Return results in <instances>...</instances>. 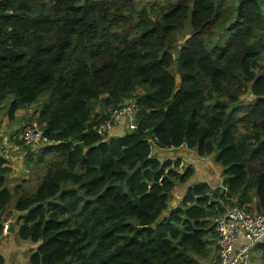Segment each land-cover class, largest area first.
<instances>
[{"label":"trees","instance_id":"16d2710c","mask_svg":"<svg viewBox=\"0 0 264 264\" xmlns=\"http://www.w3.org/2000/svg\"><path fill=\"white\" fill-rule=\"evenodd\" d=\"M2 110L51 141L11 137L32 168L13 187L0 153V226L16 213L29 264H218L217 218L264 214V2L2 0ZM184 145L214 157L220 186L160 160Z\"/></svg>","mask_w":264,"mask_h":264},{"label":"built area","instance_id":"2783aa9c","mask_svg":"<svg viewBox=\"0 0 264 264\" xmlns=\"http://www.w3.org/2000/svg\"><path fill=\"white\" fill-rule=\"evenodd\" d=\"M136 105L137 103L134 101L119 108L129 107L134 110ZM111 119L98 127V133L103 139H108L114 135L111 134L110 125L107 124ZM133 121L130 122V125ZM28 129L24 130L21 136L27 144L45 145L51 143L41 130L32 127H28ZM3 151L6 153V158L11 157L8 145ZM5 226L9 228L8 224ZM215 229L218 239V264H250L252 249L264 240V214L250 213L232 205L217 218Z\"/></svg>","mask_w":264,"mask_h":264},{"label":"crops","instance_id":"0c3cea01","mask_svg":"<svg viewBox=\"0 0 264 264\" xmlns=\"http://www.w3.org/2000/svg\"><path fill=\"white\" fill-rule=\"evenodd\" d=\"M25 113H26L25 110H18L14 114V117L11 118L9 116V114L7 113V110H2V111H0V124L3 123L4 121H6L5 115L7 118H11L12 122H13L12 124H14V122L16 120H19L20 116L25 115ZM5 129H7V131H6L7 134L3 133V131H4L3 128H0V138L1 137L4 139L6 138L5 139V141H6L5 145H8L10 147L11 157L9 159H11V163L14 160L13 159L14 156H17V157L22 159V164H23V167L25 168L24 154L20 151V147L11 140L12 136H13V138H20L21 137L20 133L23 129L13 130L14 131L13 133L8 126ZM1 148H2V144H1V140H0V150H1ZM180 148H182V147H180ZM179 149H177V150H179ZM185 151H187L188 154L194 155V156L201 158V159H205L203 157H199L197 155V153L191 149H187ZM163 153L161 154V157L164 155ZM180 153H181V155H183L182 151H180L178 154H180ZM207 158L213 159V161H214V157H207ZM11 163H10V165H11ZM214 163H215V161H214ZM217 166H218V170H220L219 172L221 174L220 179H218L217 181L214 182L211 180L213 177H209L208 175H206L204 173H202L200 175L199 170L196 169V177H197L196 180H201L203 182L211 184V186H213V187L220 186L223 183L222 167L219 165H217ZM14 171H15V169L13 168V172ZM14 175H12L10 177V187H13L17 183L16 181L13 180ZM178 190H181L180 198L177 199L175 201L176 204L173 205V200L176 199L175 194L178 192ZM185 192H186V185L180 186L176 189V191L174 193L173 200H172V204H171L172 207H176L182 201ZM15 216H17L16 213L14 214V217ZM14 217L11 220L7 221L8 224H11V222H14L16 224V221L13 220ZM0 219H1V215H0ZM17 231H18V229H17L16 225H15V232H11L10 227H9L8 232H5L4 226H3V228H2V226H0V256L4 257L5 264H29V255L33 251V249L36 247L31 242L22 241L20 238H18ZM250 264H264V240L252 249Z\"/></svg>","mask_w":264,"mask_h":264},{"label":"rangeland","instance_id":"374dc122","mask_svg":"<svg viewBox=\"0 0 264 264\" xmlns=\"http://www.w3.org/2000/svg\"><path fill=\"white\" fill-rule=\"evenodd\" d=\"M149 1H153V0H143L144 4L149 3ZM27 114L20 116L19 120H16L14 122V124H12V119L11 118H7L5 115V120L3 123L0 124V128H3V133L7 134L6 131L7 129H5L7 126L10 128V130L12 131V133L14 132L13 130H18V129H23L20 133V135L22 136L24 133V130H29L28 127L26 128H21V124L24 122V119L26 118ZM134 115H135V109L133 110L132 108H119V109H115L111 111V121L107 124L110 125L111 128V134H114L113 136H120L121 134H123V132H126L129 128V123L134 120ZM109 121V120H108ZM6 139V138H5ZM4 138H2L1 140V144L2 148L0 150V153L3 154L4 156H6V153H4L3 151V147L6 144ZM189 149L186 145L182 146V148H180L179 150L176 151H165L164 155L160 158V160L162 162H166V161H172L173 165H174V161H180L181 166H184L185 168L189 165H193L196 169L199 170V174L201 175L202 173L208 175L209 177H213L211 180L212 181H217L218 179L221 178V174H220V170H218V166L214 163L213 159H209V158H205V159H201L198 158L194 155L188 154L187 150ZM157 150L156 147H153V151L155 154V151ZM180 151L183 152V155L178 154ZM13 162L11 163L12 168L15 169V171H12V175H14L13 180L16 182H21L22 179H26L29 176L32 175V168L31 166L27 167L25 166V168L23 167L22 164V159L14 156L13 158ZM14 166V167H13ZM30 168V169H29ZM31 170V172H30ZM180 194H181V190H178V192L175 194V198L173 200V205L176 204V200L180 198ZM170 204H172V202L170 201ZM10 217V216H9ZM3 219L8 218L7 215H2ZM17 217H15L13 220L16 221ZM12 220V221H13ZM12 223V222H11ZM8 224V222H6L4 224V226ZM10 226V224H8ZM16 227L18 228L17 224H15ZM9 228H6L5 226V232H8ZM15 232V231H14Z\"/></svg>","mask_w":264,"mask_h":264},{"label":"water","instance_id":"95a60500","mask_svg":"<svg viewBox=\"0 0 264 264\" xmlns=\"http://www.w3.org/2000/svg\"><path fill=\"white\" fill-rule=\"evenodd\" d=\"M260 6H261V8H262V3L264 2V0H255ZM10 230H11V232H14L15 231V223L14 222H12L11 224H10Z\"/></svg>","mask_w":264,"mask_h":264}]
</instances>
